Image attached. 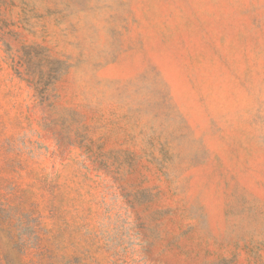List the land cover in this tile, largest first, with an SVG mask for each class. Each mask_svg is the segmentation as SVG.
Here are the masks:
<instances>
[{
    "label": "rangeland",
    "instance_id": "1",
    "mask_svg": "<svg viewBox=\"0 0 264 264\" xmlns=\"http://www.w3.org/2000/svg\"><path fill=\"white\" fill-rule=\"evenodd\" d=\"M0 264H264V0H0Z\"/></svg>",
    "mask_w": 264,
    "mask_h": 264
}]
</instances>
